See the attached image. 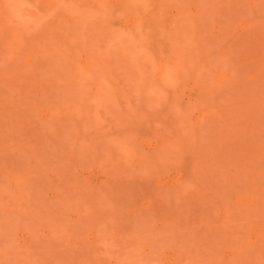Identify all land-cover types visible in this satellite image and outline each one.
I'll return each instance as SVG.
<instances>
[{
	"label": "rangeland",
	"instance_id": "obj_1",
	"mask_svg": "<svg viewBox=\"0 0 264 264\" xmlns=\"http://www.w3.org/2000/svg\"><path fill=\"white\" fill-rule=\"evenodd\" d=\"M0 264H264V0H0Z\"/></svg>",
	"mask_w": 264,
	"mask_h": 264
}]
</instances>
